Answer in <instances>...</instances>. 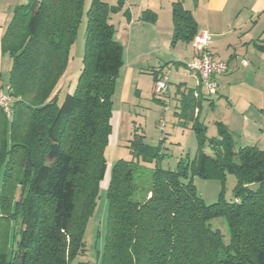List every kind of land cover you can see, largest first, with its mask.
Here are the masks:
<instances>
[{"label":"trees","instance_id":"obj_1","mask_svg":"<svg viewBox=\"0 0 264 264\" xmlns=\"http://www.w3.org/2000/svg\"><path fill=\"white\" fill-rule=\"evenodd\" d=\"M85 5L86 0H28L15 9L2 39V51L12 59L13 102L10 119L0 111V230L19 221L20 229L11 226L8 239L0 238V264H74L85 251V228L108 175L100 264H264V150H236L226 129L208 139L196 124L197 153L176 170L161 168V143L151 147L136 135L133 160H119L109 171L113 96L124 66L111 16L125 0L119 6L92 0L87 13ZM85 14L83 69L75 92L59 104ZM173 23V44L197 36L181 0L174 4ZM190 108H184L186 120ZM146 165L155 167L142 179ZM227 174L237 177L234 201L205 204L194 178ZM216 218L227 222L229 243L212 227Z\"/></svg>","mask_w":264,"mask_h":264},{"label":"crops","instance_id":"obj_2","mask_svg":"<svg viewBox=\"0 0 264 264\" xmlns=\"http://www.w3.org/2000/svg\"><path fill=\"white\" fill-rule=\"evenodd\" d=\"M177 1L125 0L122 29L115 34L125 49L124 83L129 85L146 67H153L152 63L159 69L163 64L183 65V75L182 68L176 69L180 80L174 89V72L171 76L161 71L157 76L168 80V91L160 101L172 114L175 127L193 130L194 125H201L209 139L218 138L224 128L233 137L236 150H264V0H181L196 22L197 35L210 36L207 48L214 59L229 65L227 74L214 77L218 85L214 96L187 69L200 55L194 40L173 44ZM26 3L28 0H0V89L10 85L12 70V59L2 51V39L15 9ZM188 103L192 117L186 120L183 112Z\"/></svg>","mask_w":264,"mask_h":264},{"label":"rangeland","instance_id":"obj_3","mask_svg":"<svg viewBox=\"0 0 264 264\" xmlns=\"http://www.w3.org/2000/svg\"><path fill=\"white\" fill-rule=\"evenodd\" d=\"M103 1L111 6H119V0ZM91 3L92 0H86L85 13H87ZM123 15L124 13L120 11L111 16V23L114 25L116 33L118 29H122ZM86 30L87 18L85 14L78 29L77 40L71 49V58L59 93V104L63 103L68 94H73L76 90L83 69ZM188 65L187 69L192 73ZM151 66L153 67H146L144 71H141L142 73H139L129 85H126L123 81L122 76L124 72H120L122 75L120 76L119 74L116 80V91L113 96V133L105 154L109 171L111 166L119 160H133V151L130 146L135 141L136 135L143 136L144 142L148 146L156 147L160 143L163 145V152L166 157L160 165L164 170H176L181 160L187 159V156L193 159L197 153L198 139L196 133L189 129L178 130L173 123L172 114L165 111V105L160 101L161 98L154 94V87L157 83L156 77L161 71H167V74L171 76L174 72L172 76V89H174L180 80L179 74V77L176 75V69L177 67L182 68L180 72L183 75L184 66L176 63L163 64L160 69L158 65H154L153 63ZM157 78L160 79L159 77ZM161 123L165 124L164 129L160 127ZM205 136L209 139L207 132ZM207 153H210L209 149H207ZM154 167L155 165H146L143 167L140 172V177L143 179L144 177L150 176L151 170ZM108 177L109 175L101 184L97 206L85 228V251L77 256L74 264L80 262L85 264H100L101 262L109 210L107 199ZM237 183V177L234 174H227L225 179L194 178V184L204 203L207 205L217 203L221 198L228 202L234 201V192ZM142 189L141 187L140 191ZM138 198L139 196L136 197V199ZM211 224L214 229L219 230L223 234L225 243H229L230 231L227 222L222 218H216L211 221ZM11 226L19 230L20 221L18 223H6L2 226L0 230L2 242L8 239Z\"/></svg>","mask_w":264,"mask_h":264},{"label":"built area","instance_id":"obj_4","mask_svg":"<svg viewBox=\"0 0 264 264\" xmlns=\"http://www.w3.org/2000/svg\"><path fill=\"white\" fill-rule=\"evenodd\" d=\"M210 36L204 33L201 36L194 38V47L199 51V57L189 64V68L192 73L198 76L199 81L205 86L209 95H217V82L214 77L219 75H225L229 72V65L226 62H222L214 59L212 53L207 48L210 43ZM244 66H248L247 61H243ZM168 91V80L166 77L160 78L155 87L154 94L158 97L164 96ZM12 88L10 85L6 89H0V111H2L7 118L12 117ZM165 124L161 123L160 127L164 129Z\"/></svg>","mask_w":264,"mask_h":264}]
</instances>
